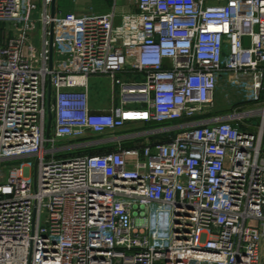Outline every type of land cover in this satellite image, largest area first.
<instances>
[{"label": "built area", "instance_id": "2783aa9c", "mask_svg": "<svg viewBox=\"0 0 264 264\" xmlns=\"http://www.w3.org/2000/svg\"><path fill=\"white\" fill-rule=\"evenodd\" d=\"M125 1L0 0V264H264V0Z\"/></svg>", "mask_w": 264, "mask_h": 264}, {"label": "crops", "instance_id": "0c3cea01", "mask_svg": "<svg viewBox=\"0 0 264 264\" xmlns=\"http://www.w3.org/2000/svg\"><path fill=\"white\" fill-rule=\"evenodd\" d=\"M43 10V3H42ZM50 15V6L48 8ZM134 12L132 4L125 0H56L55 16L60 20H73L83 15L114 14L115 22L120 23L121 17ZM41 28V26H40ZM54 38V37H53ZM57 40V36L55 37ZM126 80L130 76H122ZM117 89L112 91V85L106 77H95L89 80L88 93L90 106L94 110H107L112 105H117Z\"/></svg>", "mask_w": 264, "mask_h": 264}, {"label": "rangeland", "instance_id": "374dc122", "mask_svg": "<svg viewBox=\"0 0 264 264\" xmlns=\"http://www.w3.org/2000/svg\"><path fill=\"white\" fill-rule=\"evenodd\" d=\"M34 3L37 5L38 8V13L42 12V0H33ZM37 16V14H36ZM5 29L2 28V25L0 24V42H2L5 39V34L2 33V31H4ZM42 30L40 28V25L37 26V35H36V39H35V45L38 48L39 46V36L41 35ZM10 35V34H9ZM227 92H229V94L233 97H229L226 98L225 94H227ZM236 94H235V90H230L225 89V85L223 84H219V87L217 88V92H216V107L214 109V113L216 114H223L228 111V102H230L231 100H236ZM139 144V142L137 143ZM71 154H73V152H71Z\"/></svg>", "mask_w": 264, "mask_h": 264}, {"label": "water", "instance_id": "95a60500", "mask_svg": "<svg viewBox=\"0 0 264 264\" xmlns=\"http://www.w3.org/2000/svg\"><path fill=\"white\" fill-rule=\"evenodd\" d=\"M50 18L53 20L55 18V1L56 0H50ZM48 39H49V68H52V57H53V37H54V23L51 22L49 26L48 31ZM50 121L48 120V125Z\"/></svg>", "mask_w": 264, "mask_h": 264}]
</instances>
